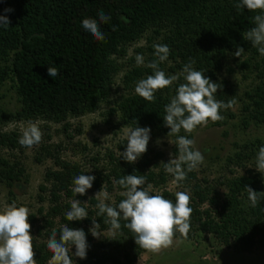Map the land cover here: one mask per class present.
I'll return each mask as SVG.
<instances>
[{"label":"trees","instance_id":"obj_1","mask_svg":"<svg viewBox=\"0 0 264 264\" xmlns=\"http://www.w3.org/2000/svg\"><path fill=\"white\" fill-rule=\"evenodd\" d=\"M237 3L238 0H0V15H7L11 21L8 27H0V90L11 83L20 104V109L8 116L0 109V129L2 123L11 121L61 124L70 116L97 112L113 90L120 70L117 60H124L130 47L140 42L146 43L145 48L137 50L146 52L145 66H137L125 74L128 94L116 111L124 126L147 127L169 137L170 128L165 126L163 118L164 107L176 95L179 84L185 82L181 75L184 65L194 61V70L204 72L205 77L218 84L215 99L225 104L233 102L231 107L220 109L223 119L209 120L207 125L223 128L238 119L242 132L251 127L264 128V56L243 36L255 26V15L261 13L246 8L238 10ZM5 9L12 11L5 12ZM100 12L110 17L107 23H100ZM86 18L98 22L105 36L103 41L84 30L82 21ZM155 44L167 45L170 49L168 59L159 63L160 70L179 79L157 91L155 100L149 102L134 90L140 79L153 74L148 64L157 59ZM239 47L244 49L241 57L234 55ZM49 66L57 68L59 75L49 76ZM242 84H247V88L242 89ZM235 108L238 114L233 112ZM178 135L193 140L192 134L183 129ZM19 137L17 133L0 132V147L16 148ZM170 137L177 139L176 135ZM261 146H264V138L236 146V152L228 158L230 176L223 181L201 182L194 170L187 173L184 181L177 182L189 191L193 212L188 236L185 238L177 232L173 239L200 244L205 237H211L222 247H237L245 253L264 246V174L255 168ZM175 153L178 155V149ZM56 160L59 170H49L45 175L48 186L39 187V201L44 202L42 195L49 193L51 210L45 216L44 211L39 210L45 222L36 228L35 235L31 233L37 264H49L53 254L47 242L53 230L59 238L65 224L86 233V258L75 261L71 256L73 264H136L147 250L135 243L122 217L120 229L115 230L121 241L110 245L117 253L98 254L95 237L90 232L93 219L99 224L98 231L111 230L110 225L104 223L107 217L97 215L96 199L90 200L94 210L88 212L85 207L87 218L66 220L65 212L71 204L63 205V198L84 202L85 194L76 196L71 188L75 176L86 174L76 164ZM116 161L118 165L96 175L86 194L97 193L104 185L106 191L115 190L119 194L115 202L109 204L116 207L125 197L120 195L124 189L113 187L114 179L142 175L146 178L145 186L150 184L156 188L164 186L169 179L174 181L164 169L158 174L150 170L147 160L128 163L122 158ZM36 162L41 163V160L36 158ZM24 172L19 163L10 166L8 161L0 160V185L11 187L25 177ZM245 186L262 192L256 207L251 206ZM152 194L158 193L152 191ZM159 195L175 202L174 193ZM30 219L36 221L34 216ZM56 220H59V228Z\"/></svg>","mask_w":264,"mask_h":264},{"label":"clouds","instance_id":"obj_2","mask_svg":"<svg viewBox=\"0 0 264 264\" xmlns=\"http://www.w3.org/2000/svg\"><path fill=\"white\" fill-rule=\"evenodd\" d=\"M235 7L238 10L246 8L250 12L261 13L255 15L253 18L255 26L243 36L257 48L260 55L264 56V0H238ZM10 11L12 9H5V12ZM98 16L100 23H107L110 19L103 12L98 13ZM10 24L11 21L7 15H0V27H8ZM82 27L95 39L99 41L105 39L95 19H84ZM153 47L157 59L148 64V67L153 69V74L140 79L134 90L138 96L149 102L155 100L157 91L171 86L179 79L177 75L167 76L159 68V63L168 59L170 52L168 46L155 44ZM243 52L244 49L239 47L234 55L241 57ZM135 60L137 66L144 64V57L140 54L136 55ZM193 63L194 61H190L184 65L181 75L185 82L179 84L176 95L164 107V123L170 128L168 136H177L175 145L178 155L173 156L169 162H161V164L165 173L174 178V183L184 181L187 173L196 170L204 160L202 153L194 149V140L178 135L181 129L192 133L198 126H206L209 120L219 121L223 119L220 109L229 108L233 103L229 101L225 104L217 101L214 94L218 91V84L205 77L204 72L194 70ZM47 72L51 77L59 75L58 69L52 66L48 67ZM122 129H124L127 147L124 152H120V156L128 163H135L147 151L151 129L138 126ZM41 139L42 132L37 123L29 121L28 125L22 129L18 143L24 147H32L39 144ZM255 168L264 174V146L258 150ZM95 179L96 177L92 175H77L73 178L71 191L76 196L84 195L92 188ZM112 183L114 188L119 186L124 189L120 195L125 198L116 207L105 203L109 199V193L104 189V185L94 197L98 201L95 206L98 209L97 215L107 217L104 223L110 225V230L115 232L120 229L122 217L127 222L124 226L133 233L135 243L140 248L153 253L170 247L177 232L185 238L188 236L193 209L190 207V196L186 192H175V202L166 199L163 195H153L152 186L150 184L145 186V176L135 174L125 175L118 180L114 179ZM245 188L251 206L256 207L262 192H256L249 186ZM65 217L67 221H80L88 217V212L81 206V201L75 199L71 201V207L65 212ZM98 228L99 224L93 219L90 232L95 238L102 235ZM30 230L27 207H18L12 203L0 211V264H37ZM73 246L76 249L74 253ZM47 248L53 254L49 264H73L70 251L75 257L86 258L88 248L86 233L83 229L70 228L65 224L61 227L59 238H57L56 230L52 231Z\"/></svg>","mask_w":264,"mask_h":264},{"label":"rangeland","instance_id":"obj_3","mask_svg":"<svg viewBox=\"0 0 264 264\" xmlns=\"http://www.w3.org/2000/svg\"><path fill=\"white\" fill-rule=\"evenodd\" d=\"M145 47V42L131 46L128 56L124 60H117L120 70L114 79L113 90L107 102L103 103L97 112L80 117L70 116L67 121L61 124L38 121L36 123L42 132V139L39 144L24 147L17 142L16 148L13 149L0 147V160L8 161L10 166L19 163L25 170V177L12 183L11 187L0 185V211L12 203L18 207H27L29 209V223L31 224L30 232L35 235L36 228L45 222L44 217L38 213L39 210L42 209L44 211L43 216H45L51 208L48 202L49 193L42 195L44 202L39 201V187L48 186L45 182V175L49 170H59L55 164L56 159L76 164L86 175H92L96 178V175L102 170L118 165L116 160H122L120 152H124L127 147L124 129L122 128H131L122 124L120 113L116 112L119 102L128 94L125 89L124 76L137 67L135 60L137 54L144 57V64L140 66H145L146 52L137 51ZM241 88H247V84H242ZM15 93L11 83L0 90V109H3L2 112L5 116L20 109ZM233 112L238 114V108H235ZM240 123L236 119L230 121L223 128H212L206 125L191 133L195 141L194 149L199 150L204 156L203 163L196 169L199 181L218 182L229 178L228 158L236 152V146L253 141L255 138H264V128L251 127L242 132ZM27 125L26 122L15 121L2 123L0 132L3 134L17 133L21 136L22 129ZM176 149L173 138L151 130L147 151L137 160L149 161L150 170L153 169L158 174L163 169L161 162H169L176 155ZM36 158H39L41 163H37ZM151 186L152 191L158 194L163 192L175 194L177 191H184L189 194L188 190H185L180 184L174 183L171 179L160 188ZM222 190L224 191V189ZM107 192L109 199L105 203L113 204L119 194L115 190ZM95 194L92 192L85 194V200L81 203V206L88 208V212L94 210L93 206L90 205V200L95 197ZM71 201L73 200L63 198L62 204H71ZM31 216L36 218L35 222L31 221ZM56 224L59 228V220H56ZM101 233L102 235L95 238L94 241V244L98 246L96 247L98 254L102 252L105 255L117 253V250L111 248L110 245L117 243L118 240L121 241L119 235L112 230ZM204 240L197 244V241L173 239L170 247L163 248L158 253L147 251L141 255L136 264H264V246L255 248L250 253H245L237 247L229 249L222 247L215 243L211 237H205ZM75 250L73 247L72 252L74 253ZM201 250H203L202 254H200ZM71 256L75 261L79 258L72 254Z\"/></svg>","mask_w":264,"mask_h":264}]
</instances>
